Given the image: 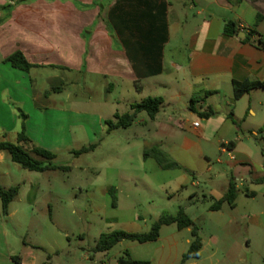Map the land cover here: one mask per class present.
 <instances>
[{
	"label": "rangeland",
	"instance_id": "1",
	"mask_svg": "<svg viewBox=\"0 0 264 264\" xmlns=\"http://www.w3.org/2000/svg\"><path fill=\"white\" fill-rule=\"evenodd\" d=\"M2 11L8 13L7 8ZM78 13L70 5V20H76ZM2 64L0 59V74L10 85L4 87V79L0 80V105L6 106L3 107L6 113L0 108V118H7L8 123V118L14 116L18 125L23 112L35 138L31 144L55 154V169L29 171L9 157L0 165V183L22 185L24 181L29 182L32 174L36 202L28 236L34 235L33 228L38 223L35 249L39 261L47 252H52L54 238L65 244L67 239L60 234L62 230L81 246L77 248L80 253L84 250L92 253L101 233L113 229L146 232L163 213L176 214L183 207L202 238L201 256L188 259L185 264H264V182H254L244 175L245 180L237 181L234 207L224 201L220 209H210L237 175L226 164L217 162L218 139L202 144L210 157V170L205 160L181 148L182 136L175 139L170 155L179 167L164 169L154 158L143 157L144 150L152 146L163 151L168 149L167 140L159 142L141 134L140 119L147 116L145 111L136 115L130 126L108 130L106 120L114 119V112H130V103L142 96L130 79L88 73L84 69L61 73L49 68L37 69L29 75L8 63L5 66L10 67L6 71ZM29 76L34 79V85L25 91L22 82L30 80ZM19 81L20 87L16 89L13 85ZM33 88L37 101L32 99ZM49 89L51 93L47 96ZM39 102L45 105L41 107ZM8 140L16 141L15 134ZM235 141V159L249 160L255 173L264 175V136L246 134ZM90 144H95L92 150L73 153ZM225 157L228 158L221 156ZM111 186L116 190V206H112L107 191ZM59 195L65 198L64 202L58 201ZM19 204L14 200L11 208ZM27 213L19 205L6 226L23 228ZM52 217L58 227L51 222ZM191 239V227L178 228L175 223L162 225L154 241L140 243L124 239L108 251L97 253L93 262L87 259L84 263L115 264L127 249L134 259L149 260L150 264H183L182 255Z\"/></svg>",
	"mask_w": 264,
	"mask_h": 264
},
{
	"label": "crops",
	"instance_id": "2",
	"mask_svg": "<svg viewBox=\"0 0 264 264\" xmlns=\"http://www.w3.org/2000/svg\"><path fill=\"white\" fill-rule=\"evenodd\" d=\"M15 1L0 0V59L4 70L11 66L5 58L21 50L30 62L38 64L29 71L21 70L29 75L37 69L49 68L58 73L84 69L88 73L128 78L142 94L140 100L146 96L162 97L158 113L150 117L146 112L147 116L140 119L141 134L159 142L167 140L168 149L164 151L168 155L174 150L175 139L182 136L181 148L205 160L210 170V157L202 144L218 139L217 162L237 174L232 178L236 189L237 181L246 179L244 175L254 182L264 177L255 173L249 160L235 159V140L246 134L264 136V89L252 88L238 98L233 94L234 80H264V45L252 42L256 35L249 40L245 38L255 29L264 41V0H32L18 4ZM5 3L12 4L10 8L4 7L8 13L2 11ZM70 5L79 12L75 14L76 20H70ZM227 20L235 22V34H224ZM6 63L10 66H5ZM1 79H4L2 86L10 85L0 74ZM29 79L22 82L25 91L34 85V79L31 76ZM13 87L19 89L20 81ZM33 90L32 99L37 101L36 89ZM39 103L41 107L45 105ZM3 107L0 105L6 113ZM6 119L0 118V139L8 140L13 133L16 140L21 118L18 125L14 116L8 118V123ZM26 120V134L32 143L35 138ZM197 120L199 124L194 126ZM225 143L233 158L221 151ZM223 155L228 158L222 159ZM8 157L0 151V165ZM31 175L29 182L19 185L8 214L0 215V264H85L87 259L93 262L101 252L80 253L77 248L81 246L70 240L64 230L60 234L67 239L65 244L54 238L52 252L39 261L35 249L38 223L33 228L34 235L28 236L36 202ZM57 199L61 203L65 198L59 195ZM14 200L28 211L19 230L6 226L19 209V205L11 208ZM24 201L29 204L24 205ZM51 220L58 227L54 217Z\"/></svg>",
	"mask_w": 264,
	"mask_h": 264
},
{
	"label": "trees",
	"instance_id": "3",
	"mask_svg": "<svg viewBox=\"0 0 264 264\" xmlns=\"http://www.w3.org/2000/svg\"><path fill=\"white\" fill-rule=\"evenodd\" d=\"M32 0H16L15 3L30 2ZM12 4L5 3L2 7L10 8ZM259 21V16L257 18ZM237 31V26L233 20H227L224 24L223 32L226 35L235 34ZM252 35H256V39L252 41L256 45L263 46L264 41L262 37L259 36L255 29H252L249 34L245 37L247 40L251 38ZM6 62L14 68H18L23 71H29L32 67L37 66L30 62L21 50H15L10 53L6 58ZM263 88L264 80H242L233 81V94L235 98L240 97L245 91L252 88ZM53 87L51 91H55ZM59 89V88H57ZM50 91V90H49ZM46 92L47 93H49ZM162 97L160 96H146L138 102L131 104V111L125 112L123 114L115 113L114 119H107L106 123L108 125V130H113L116 128H126L130 126L136 115L145 111L150 117H154L162 104ZM207 114V112H203ZM21 124L20 129L17 132L16 141H11L7 139H0V151L5 152L9 155L10 159L18 163L22 168L32 170V171H44L46 169H55L57 166L53 165V159L55 154L43 147L31 144L29 137L26 134L25 119L27 117L23 112L20 113ZM95 147V144H90L88 146H81L78 149L73 150V153L78 155L81 153L88 152ZM143 157H152L156 160L158 165L164 169L179 167V164L165 151L158 147L152 146L144 150ZM258 182H264V177L257 179ZM236 183L231 179L228 183V187L225 193L218 199H216L210 206V209H219L224 201L228 202L231 207L235 205L236 197ZM115 188L111 186L109 188V194L111 197L112 206H116L117 196L115 194ZM19 192V184H14L10 186H4L0 183V203L1 212L0 215H7L9 210L10 202L17 196ZM175 223L178 228L191 227V236L188 249L183 253L181 262L184 263L191 258H199L201 256L202 249V238L199 235L198 227L194 224L191 217L185 212L183 207H180L176 214L163 213L152 225L151 228L146 232H131L123 229H113L107 232L101 233L95 241L92 251L102 252L108 251L115 244L121 240H135L140 243L147 241H154L159 236V231L162 225ZM13 259L18 261V256H13ZM117 264H150L149 260L134 259L131 257L127 249L124 250L123 254L117 258Z\"/></svg>",
	"mask_w": 264,
	"mask_h": 264
},
{
	"label": "built area",
	"instance_id": "4",
	"mask_svg": "<svg viewBox=\"0 0 264 264\" xmlns=\"http://www.w3.org/2000/svg\"><path fill=\"white\" fill-rule=\"evenodd\" d=\"M198 124H199L198 120L193 122L194 126H197ZM221 151L223 153H227L230 157L233 158V154L231 153V148L229 147L228 143L222 145Z\"/></svg>",
	"mask_w": 264,
	"mask_h": 264
}]
</instances>
